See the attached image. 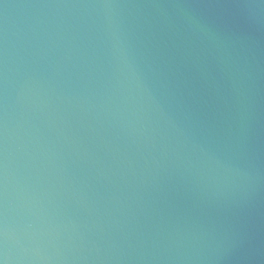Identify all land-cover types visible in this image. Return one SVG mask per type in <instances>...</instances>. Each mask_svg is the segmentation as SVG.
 <instances>
[{
    "label": "water",
    "instance_id": "1",
    "mask_svg": "<svg viewBox=\"0 0 264 264\" xmlns=\"http://www.w3.org/2000/svg\"><path fill=\"white\" fill-rule=\"evenodd\" d=\"M3 264H264V0H0Z\"/></svg>",
    "mask_w": 264,
    "mask_h": 264
},
{
    "label": "clouds",
    "instance_id": "2",
    "mask_svg": "<svg viewBox=\"0 0 264 264\" xmlns=\"http://www.w3.org/2000/svg\"><path fill=\"white\" fill-rule=\"evenodd\" d=\"M0 264H3V261H0Z\"/></svg>",
    "mask_w": 264,
    "mask_h": 264
}]
</instances>
